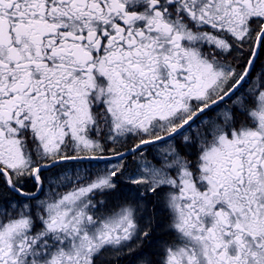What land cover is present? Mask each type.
I'll list each match as a JSON object with an SVG mask.
<instances>
[{"label":"snow or ice","instance_id":"snow-or-ice-1","mask_svg":"<svg viewBox=\"0 0 264 264\" xmlns=\"http://www.w3.org/2000/svg\"><path fill=\"white\" fill-rule=\"evenodd\" d=\"M0 264H264V0H0Z\"/></svg>","mask_w":264,"mask_h":264}]
</instances>
